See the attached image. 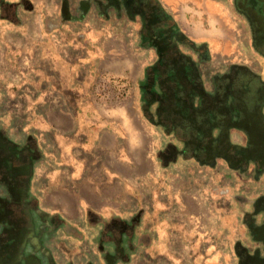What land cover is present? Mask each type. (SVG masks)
<instances>
[{
    "label": "crops",
    "instance_id": "0c3cea01",
    "mask_svg": "<svg viewBox=\"0 0 264 264\" xmlns=\"http://www.w3.org/2000/svg\"><path fill=\"white\" fill-rule=\"evenodd\" d=\"M62 1L3 0L0 9V127L40 155L27 195L53 264H238L225 251L247 241L251 206L234 200L229 171L218 179L219 163H160L159 147L156 156L144 145L138 94L111 97L122 38L111 31L123 33L112 26L133 23L106 21L89 0ZM201 1L218 19V2ZM171 12L217 63V33Z\"/></svg>",
    "mask_w": 264,
    "mask_h": 264
},
{
    "label": "flooded vegetation",
    "instance_id": "af4514ba",
    "mask_svg": "<svg viewBox=\"0 0 264 264\" xmlns=\"http://www.w3.org/2000/svg\"><path fill=\"white\" fill-rule=\"evenodd\" d=\"M231 1L249 24L252 49L264 58V0ZM88 4L106 21L133 23L136 40L153 53L139 83L140 100L148 121L169 138L159 151L162 162L214 165L222 159L264 187L260 72L247 64H233L207 73V45L191 38L161 0H89ZM39 156L24 145H12L0 127V264L54 263L45 249L49 233L36 202L27 195ZM234 200L251 206L242 219L248 239L233 243L237 262L264 264V188L253 197L239 194Z\"/></svg>",
    "mask_w": 264,
    "mask_h": 264
},
{
    "label": "rangeland",
    "instance_id": "374dc122",
    "mask_svg": "<svg viewBox=\"0 0 264 264\" xmlns=\"http://www.w3.org/2000/svg\"><path fill=\"white\" fill-rule=\"evenodd\" d=\"M61 2L62 0H58ZM72 1V0H71ZM164 2L170 3L169 9L174 12L175 15L184 14L192 22H196L200 27H204V24H207V27L210 28V33H217L218 37V59L217 63L215 58L212 59L210 55V43H206L207 49L209 50L210 58L208 59L207 64V73L211 74L216 70H225L233 64H247L248 67L252 66L256 71L260 72V75L264 78V58L261 57L258 53L254 51L251 47V30L246 18L240 14L232 4L231 0H216L218 2V19L215 17H210L208 13L205 12L204 6L202 5L201 0H163ZM221 1V2H220ZM70 2V1H69ZM76 3V0H73ZM227 2V5L224 4ZM66 3V1H65ZM223 4L220 6V4ZM2 6H5L3 0L0 1V9ZM220 6V7H219ZM2 12V10H1ZM208 21H207V20ZM180 23V22H179ZM195 23V24H196ZM194 24V25H195ZM183 27V22L180 23ZM193 25V26H194ZM121 28L123 33H119L116 30V35L111 31V37L116 36L118 38L122 37L120 40L113 43L116 56H113L110 59V65L112 66V73L110 77V82L112 83L111 97L114 100L124 103L130 99L139 98V110L137 115L142 117V127L145 133L144 145L147 148L148 152H153V155H158L155 152V147H159V151L162 150L169 138L163 135L160 128H157L151 122L148 121L147 117L144 114L142 105H141V93H140V81L142 79V74L146 66H148L153 60V53L151 50H145L141 47L140 42L136 40L134 36L136 26L128 25L126 27H116L112 26V30ZM125 29V30H124ZM126 31V32H124ZM123 34V35H121ZM209 45V46H208ZM113 49V47H112ZM240 67V66H237ZM245 68V67H244ZM247 69V68H246ZM248 70V69H247ZM142 71L141 79L137 81V90L131 92V79L136 78L138 73ZM249 71V70H248ZM127 82V83H126ZM130 82V83H128ZM135 84V82H134ZM130 85V86H129ZM116 101V102H117ZM117 107V105L115 104ZM123 107V106H122ZM10 108L9 106L7 109ZM5 108V110H7ZM135 114V113H134ZM137 119V118H136ZM155 130L158 131V136L152 138L151 132ZM154 137V136H153ZM146 141V142H145ZM154 141V143H153ZM157 145V146H156ZM170 150V148H169ZM161 156L162 153L158 155V161L162 163ZM219 168L218 170V179L225 176H219L226 170L229 171L227 182L232 183V196H237L239 194L249 195L253 197L254 194H257L264 187L262 184L253 183L251 180H247L245 175L242 177L241 171H236L227 166L224 160L219 159ZM225 175V173L223 174ZM226 182V181H224ZM224 187V186H220ZM226 187V186H225ZM220 192V191H219ZM59 252V251H58ZM224 252L218 251V253ZM225 252H231L233 257H236L235 250H229Z\"/></svg>",
    "mask_w": 264,
    "mask_h": 264
}]
</instances>
